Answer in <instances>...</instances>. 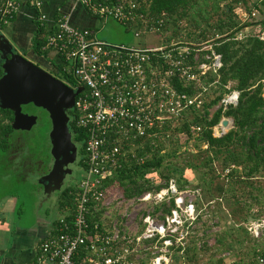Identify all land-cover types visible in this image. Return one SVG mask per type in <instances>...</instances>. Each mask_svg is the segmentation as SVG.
Masks as SVG:
<instances>
[{"label": "built area", "instance_id": "1", "mask_svg": "<svg viewBox=\"0 0 264 264\" xmlns=\"http://www.w3.org/2000/svg\"><path fill=\"white\" fill-rule=\"evenodd\" d=\"M88 12L104 21H115L133 27L136 38L154 35L162 45L140 49L130 45L112 46L99 39L95 32L71 25L66 16L50 22L43 14V3L31 0L37 15L35 20L47 30L46 47L58 60L61 74L70 78L75 90H82L76 97L70 120L77 130L87 135L84 155L86 172L78 186L72 219L59 220L57 232L40 244L39 264H132L133 245L138 248L148 244L153 252L151 264H169V252L177 246L185 253V224L198 220L200 189H180L177 180L169 179L159 191H149L136 199L147 207L156 208V215L147 214L142 220V230L133 226V210L120 209L133 199L123 201L122 194L106 188V181L113 177L136 140L146 137L172 121H183L187 115H203L212 88L219 83L223 68L222 56L207 44H192L163 37L167 31V18H151L138 12L147 0H117L109 5L104 1L80 0ZM264 0H251L248 12L244 5L239 11L241 26L258 18L255 4ZM22 0H0V22L7 27L19 14ZM246 10V11H245ZM183 26V22H180ZM170 27V24H169ZM249 27L236 34L237 41L249 37ZM169 34V32L167 33ZM264 42V29L257 34ZM219 37V36H218ZM205 47H208L204 49ZM184 88L181 91L179 87ZM236 84L225 86L216 110L226 113L237 107L240 92ZM264 97V95H263ZM212 128L213 135L222 129L221 122ZM184 122V121H183ZM231 122V121H230ZM192 133L203 128L191 125ZM224 134V135H225ZM207 148V144L204 145ZM231 168H225L221 177L226 179ZM192 193L188 199L187 194ZM164 206L170 212L163 213ZM116 209L119 218L111 219L109 212ZM93 218H97L91 222ZM247 231L252 240L264 239V217L250 218ZM134 233V234H133ZM148 249H145L147 251ZM251 264H264V252L258 250Z\"/></svg>", "mask_w": 264, "mask_h": 264}, {"label": "rangeland", "instance_id": "2", "mask_svg": "<svg viewBox=\"0 0 264 264\" xmlns=\"http://www.w3.org/2000/svg\"><path fill=\"white\" fill-rule=\"evenodd\" d=\"M236 4V0H219L216 7L214 0L208 1L207 12L209 15H212L213 19L211 22L216 25L217 22H219V17L222 15L223 8L231 6L235 9V15L233 13L229 14L231 22L235 27L240 25L241 21L238 12L241 10L243 11L244 7L240 4ZM261 17L262 16H259L258 18L261 19ZM258 18L247 24H255V21H257ZM221 19H223V16ZM236 20H238V24ZM186 22L187 21L183 22V29L187 26ZM206 26L208 25H203L200 30L194 28L190 31L194 32L193 37L195 40H186V31H184V35L182 36L179 34L177 35L178 37L175 36L174 27L172 26L167 31L169 34L166 33L163 37H166L168 41L173 39L177 41L181 36V41L185 43L198 44L197 42H208L209 44L207 46H210L212 41L219 38V35L217 34L218 31L215 32L216 29L214 27L208 28ZM235 27L233 28V26H231V30H234ZM0 32L6 34L2 30H0ZM228 32L231 31L227 29L226 33L229 34ZM258 32L259 30L253 25L249 27V31L246 34L249 36H257ZM202 34H205V36ZM96 35L99 39L106 41L112 46L130 45L140 49H146L162 45V41L156 36L142 35L140 38H136L133 27H125L112 20L101 25L97 29ZM206 48L208 47H205L204 49ZM22 52H25L23 55H26V58L32 54L29 50ZM34 58V56H30V60H36ZM220 87L219 79V83L215 88L211 89L212 91L208 96L209 103H207V105L213 104L220 95L225 93ZM218 104L216 103L212 110H216ZM26 109L27 111L36 114L39 117V122L30 132L13 131L9 136V145H11V148L13 149H10L11 152H8L9 150L5 153L0 152V198L5 195L18 198L19 209L22 210L20 219L23 223H30L33 222L32 211H35L38 208H52V218L59 215L58 209L54 206L59 204V198H62V192L58 191L50 196H45L40 184L36 183L33 177H27V179H24L17 175L18 172H16L15 169L11 168V166H17V163L25 160L28 163L31 162V165L33 164V166L39 164L40 172L46 173L49 165H51L50 162L52 161V157L50 154L51 145L49 140L51 121L49 115L47 112L39 108L28 107ZM192 117L191 115H187L185 118L186 121H183L190 124ZM226 119H229L231 122L233 121V125L230 126L226 132V134H228V132L235 126L232 118ZM183 121H172L167 123L165 125L167 130L165 132H160V134H158V132L155 136L157 138L156 144H159L158 147L150 149V154L144 156V159H139V152H136L138 148H142L139 147L140 145L132 146L131 149L126 152V161L128 160L131 162L136 159L141 163L146 159H150L155 153L161 155L166 154L164 164L167 167L160 172L152 170L150 174L146 176V178L150 180L152 186L164 187L166 180L163 179L161 175L175 173L177 174V177L174 178L175 180H178L177 178L182 176V179L179 180L183 181L181 182L184 186L183 190H186L187 188L190 190L200 189L201 197L192 198V200L198 201L197 205L200 210V216L192 225H189L188 223L184 225L185 231L187 232L183 241L185 253H181V247H173L169 252V264L248 263L252 258L251 253L254 249H256L257 252L258 250L264 251V239L260 242L252 240L247 231L248 222L246 221L250 216L260 215V217H264V175H260V177L257 178V181L254 180L251 182L249 177H245L246 175L242 174L243 168L240 167L237 178H234L235 180L226 183L225 179L219 177L217 186L215 187L213 185V187H209V183L207 184V182L212 179V176H214L210 168L201 166L197 169L192 166L194 164H200L204 160L203 157H205L204 154H201L200 156L197 155L199 156L200 161H196V159L192 157V154H200L201 150H206V148L204 147V144L198 140L199 135L197 133H179L176 130L183 125ZM196 145H200V151L196 148ZM230 151L234 153L225 152L220 156L219 161H217L218 165L215 169L217 175H220L224 171L222 164L226 161L228 163L231 162V160L234 161L236 158L235 154L239 152V149L238 147H233ZM130 155L131 158L129 160ZM168 167L171 170H169ZM75 174V177H77L76 181L73 179L71 183H69L70 179H68L64 184V188L71 186L72 191L77 190L84 173L81 171H75ZM237 180L238 182H236ZM241 181L244 182V184L238 185ZM72 185L74 186L72 187ZM225 190L226 192L223 195ZM113 191H117L116 193L124 196L122 193L123 191L118 187L113 188ZM39 196L42 198H39ZM186 196L189 199L192 196V193H188ZM37 198L39 199L40 206H37ZM138 198H133V207L128 206V202L123 204L120 210L122 212H124V210H133V226H139L140 230H142L143 218L147 214L156 215L157 210L151 206L147 207L146 205L139 203L136 200ZM122 200L127 202L128 199L124 196ZM67 208L69 212L71 209L70 206ZM167 209L170 208L164 206L163 213H165ZM109 216L111 219H107V221L116 220L120 215L116 209H111ZM220 238L222 244L217 242ZM258 244L260 246L255 248L254 245ZM153 246H157L158 250L162 247L160 243L153 244ZM149 247L148 244L141 246V248L133 245L132 264H151L154 259L152 253L157 252L158 250L153 249V251H150ZM194 248H196V254L193 255L191 252L187 253V250H192ZM145 249L148 250L145 251Z\"/></svg>", "mask_w": 264, "mask_h": 264}, {"label": "trees", "instance_id": "3", "mask_svg": "<svg viewBox=\"0 0 264 264\" xmlns=\"http://www.w3.org/2000/svg\"><path fill=\"white\" fill-rule=\"evenodd\" d=\"M95 1H104L109 5H114L117 2V0ZM208 1L210 0H147V4L141 3L138 12L150 15V17L154 19L162 18L164 16L167 18V25L164 30L168 31L171 26L174 27L175 36L178 34L180 35L181 33L184 34V31H186V40H195L193 37L194 32L190 31L194 28L200 30L203 25H208L206 26L208 28L214 27L216 29L215 32L218 31L217 34L219 35V38L212 41L211 45L213 49L222 56L223 68L219 74L220 89L222 88L226 92L224 89L225 86L230 82L235 83V88L240 92L239 103L237 107L230 108L224 114L221 110H217L213 116L210 117V109H212L216 103L218 104L220 102L223 96L222 94L217 98L216 102L206 106L203 115H196L195 118L191 120L190 124L184 122L183 125L176 130L179 133L188 134L191 132V125H199L203 128V131L198 134V140L204 145L207 144V148L206 150H201L200 145H196V148H198L199 151L201 150V153L192 154V157L195 158L196 161H200L199 156L201 154H204L205 157H203L204 160L200 164H194L192 166L197 169L201 166L210 168L214 176H212V179L207 182V184L209 183V187H213V185L216 187L218 184L217 181L219 182V177L221 178V174L217 175L215 171L218 165L217 161H219L220 156L225 152L234 153L230 151L233 147H238L239 149V152L235 154L236 158L234 161L231 160L229 163L226 161L222 164L223 169L235 166V169L231 170V173L225 179L226 183L237 178L240 167L243 168L242 174L246 175L245 177H249L251 182L254 180L257 181V178H259L260 175H264V42H262L258 36H249L243 41H237L235 36L238 32L248 26L255 25L259 31L264 29V3L255 4L254 6L255 10L260 13L259 16H262L261 19L258 18V20L255 21V24H245L243 26L240 24L235 27L229 16V14H234L235 11L231 6L223 8L222 15L219 17V22H217L216 25L212 23V15H209L207 12ZM218 1L219 0H214L216 7ZM249 1L251 0H236V3L238 5H244L245 9L248 12H251L248 7ZM222 16L223 19H221ZM181 21H187V26L185 25L186 27L184 26V29L183 26H180ZM236 21L238 24V20ZM35 26L36 32L32 38V50L37 56L48 57L49 51L45 49L47 30L42 27L38 21L35 22ZM231 26H233V28L235 27V29L231 30ZM4 28L5 27L2 26V23L0 22V30ZM227 29L231 31L228 32L229 34L226 33ZM202 35L205 36V34ZM197 43L207 44L208 42ZM2 75L3 69L0 64V78ZM179 89L184 91V88L181 86ZM28 107L36 108L33 105H29ZM223 117L232 118L235 127L229 131L228 134H225L222 137H215L212 128L218 125ZM12 121L13 113L8 110L0 109V152L2 153H5L9 149V136L14 131L11 125ZM166 130L167 127L164 125L162 129H156L148 136L140 138L134 142L137 145H140L139 147H142L138 148L136 151L139 152V159H144V156L150 154V149L158 147L159 144H156L157 138L155 136L158 132V134H160V132H165ZM76 131L78 134L83 133L85 136L84 131ZM78 140L81 141L80 138ZM86 141L87 137L85 136L82 153H84ZM129 150V148L126 149L127 152ZM165 155L166 154L161 155L155 153L150 159H146L145 161H142V163L140 161L138 162L136 159L131 162L128 160L126 161L127 157H125L121 167L116 171L114 176L106 181V188L113 189L118 187L123 191L122 193L127 199L138 198L149 191H159L162 186H152L150 180H148L146 176L150 174L152 170L160 172L167 167L164 164L166 158ZM130 158L131 155L129 160ZM168 169L171 170L169 167ZM176 175L177 174L175 173L166 175L162 174L161 177L167 182L169 179L177 177ZM177 179L179 188L183 189L184 186L181 184L183 181L179 180L182 179V176ZM236 182H238V180ZM240 184H244V182L241 181L238 185ZM225 192L226 190L223 192V195ZM76 200V193L75 191H72V189H68L62 195V208L69 206L71 208V215L66 217L69 221L72 219ZM168 212H170V209L166 210V213ZM250 218L255 219L262 217H260V215H255L250 216ZM250 218L248 217L246 221L248 222ZM95 219L97 218H93L91 222ZM217 242L221 243V238L217 240ZM254 246L257 248V246L260 245L258 244ZM189 252L193 253V255L196 254V248L187 250V253ZM251 254L252 258L250 262L244 264H251L252 260L257 255L256 249H254Z\"/></svg>", "mask_w": 264, "mask_h": 264}, {"label": "water", "instance_id": "4", "mask_svg": "<svg viewBox=\"0 0 264 264\" xmlns=\"http://www.w3.org/2000/svg\"><path fill=\"white\" fill-rule=\"evenodd\" d=\"M11 41L0 32V59L3 75L0 78V109L14 113L13 130L30 132L37 125L38 117L23 113V107L33 105L46 111L51 121L49 140L51 157L55 161L52 171L40 180L45 196L61 191L63 166L73 164L77 147L69 131L68 111L74 107L81 89L74 91L30 60L13 52ZM224 128H230L233 121L223 120ZM225 133L222 129L217 137Z\"/></svg>", "mask_w": 264, "mask_h": 264}, {"label": "crops", "instance_id": "5", "mask_svg": "<svg viewBox=\"0 0 264 264\" xmlns=\"http://www.w3.org/2000/svg\"><path fill=\"white\" fill-rule=\"evenodd\" d=\"M39 1L43 3L42 12L50 22L66 16L74 27L89 29L96 34L97 29L107 22L91 15L80 0ZM36 15L31 0H22L19 14L9 26L2 29L19 51L33 52ZM50 54L54 56L52 52ZM37 200V206H40ZM61 204L60 197L59 204L54 206L59 211L55 218H52V208H38L31 213L33 222L23 223L20 219L22 210L19 209V199L10 195L0 198V264H39L40 244L56 234L61 218L71 215V210L68 212V208H62Z\"/></svg>", "mask_w": 264, "mask_h": 264}, {"label": "flooded vegetation", "instance_id": "6", "mask_svg": "<svg viewBox=\"0 0 264 264\" xmlns=\"http://www.w3.org/2000/svg\"><path fill=\"white\" fill-rule=\"evenodd\" d=\"M13 52L15 54H19V55L23 56L24 58H26V55H23V54H25V52L19 51L15 46H14ZM30 56H34L35 57L34 59H36V60H30ZM26 59L30 60L31 62H33L34 64H36L37 66H39L40 68L45 70L46 72L50 73L51 75H53L58 80H61L70 89H73L74 91H76L75 88H74V84H73L72 80L70 78L64 77L61 74V72L59 71V68H58V64H59L58 60L54 56H52L50 54V52H49L48 57L37 56L34 52H32V54H30L29 57H27ZM3 63H4V61L0 59L1 66L3 65ZM28 106H24L23 107V113L28 114V115L37 116L36 114L27 111V109L25 107H28ZM69 112L70 111H68V116L70 118L71 113H69ZM13 122H14V113H13V121H12L11 125H13ZM38 122H39V117H38ZM38 122H37V124H38ZM35 127H36V125L33 127V129ZM76 130H75V127H74V123H72L71 120H70L69 121V131H70V133L72 135V141L77 147V157H76V160H75V162L73 164H70L68 166H63V169L60 171V175L63 176V178H64L62 189H61V191H59V192H62L61 195H63L68 189H72L71 186L70 187L67 186L66 188H64V184H65V182L68 179H70L69 183H71V181L73 179L76 181L77 177H75V175H76L75 171H77V172L81 171V172H83L85 174L86 168H87L86 156L82 153V148H83L85 136L87 137V135H86L85 132H84L85 136H84L83 133L78 134ZM14 131H16V130H14ZM20 132H24V131H20ZM79 138L81 139V141L78 140ZM14 145H12V146H14ZM10 149L11 150L13 149V148H11V145H9V149H8L9 151L8 152H11ZM51 160H52L50 162L51 165H49L48 171L46 173H41L40 172L39 164L33 166V164L31 165V163H28L25 160L20 162V163H17L16 164L17 166H15V165L11 166V168L15 169L16 172H18L17 173L18 176H21L24 179L25 178L27 179V177H33V179L36 181V183L40 184V180L43 177L47 176L52 171V169L54 167L55 161L53 160V158H51ZM84 174H83V176H84ZM73 186L74 185H72V187ZM40 187L44 191L43 185L40 184Z\"/></svg>", "mask_w": 264, "mask_h": 264}, {"label": "bare ground", "instance_id": "7", "mask_svg": "<svg viewBox=\"0 0 264 264\" xmlns=\"http://www.w3.org/2000/svg\"><path fill=\"white\" fill-rule=\"evenodd\" d=\"M224 129H227V128H224Z\"/></svg>", "mask_w": 264, "mask_h": 264}]
</instances>
